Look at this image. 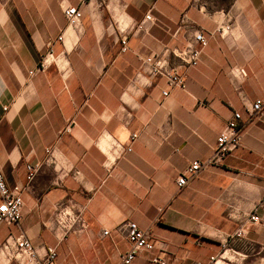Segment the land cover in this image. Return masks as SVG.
I'll use <instances>...</instances> for the list:
<instances>
[{
  "label": "crops",
  "instance_id": "1",
  "mask_svg": "<svg viewBox=\"0 0 264 264\" xmlns=\"http://www.w3.org/2000/svg\"><path fill=\"white\" fill-rule=\"evenodd\" d=\"M67 7L81 10L79 32L66 26ZM149 12L154 21L135 30ZM224 25L228 34L214 33ZM198 31L208 44L188 68L172 52ZM49 50L56 64L29 76ZM149 57L166 58L184 89L163 96L165 79L146 73ZM258 98L264 0H0V170L23 201L21 219L0 226V246L23 236L42 257L54 248L57 264H122L130 246L117 228L133 222L151 231L155 247L130 264H154V256L169 264H264V111L244 117L242 143L222 164L176 185L192 161L211 156L233 113L244 116ZM132 135L130 152L113 150ZM29 165L40 169L28 184ZM60 204L81 211L84 233H52ZM250 245L256 254L248 257ZM0 264L19 263L0 252Z\"/></svg>",
  "mask_w": 264,
  "mask_h": 264
},
{
  "label": "built area",
  "instance_id": "2",
  "mask_svg": "<svg viewBox=\"0 0 264 264\" xmlns=\"http://www.w3.org/2000/svg\"><path fill=\"white\" fill-rule=\"evenodd\" d=\"M64 18L68 28H72L75 32L80 31V22L82 18L81 10L77 7H67L63 11ZM151 12L145 15L144 19L137 24L135 30H145L146 23L153 22ZM230 31L228 25L221 26L215 30V34L219 36H225ZM124 32V30H121ZM64 31L58 36L57 41L62 42ZM126 35L120 39L121 49L120 52L127 51ZM207 38L198 31L193 37L192 43H189L181 51H173L172 54L187 64L188 68H194L199 60L202 51L207 46ZM195 46H198L197 48ZM57 57L53 52L49 50L45 54L40 56V60L35 70L28 72L29 76H32L35 72H44L51 64H56ZM144 64L150 65L149 72H146L151 77H163L166 82L167 90L162 92L163 96L168 95V89L179 88L184 89L185 81L184 76L180 75L174 68H168L166 58H146ZM234 76L244 77L245 72L242 69H234L231 71ZM244 116L240 112H234L232 118L226 123L223 130L216 137L215 145L212 154L205 160H194L185 169V171L176 179V185L179 190L186 187L189 182L204 172L206 169L212 166L222 164L231 153L237 149L243 139L242 123L244 117L246 119H253L258 114L264 111V98H258L249 104H245ZM6 112V108L2 109ZM136 135H132L129 138V145L124 148L120 144L114 142L112 144L113 150L121 154L123 152L131 151V144L135 141ZM39 165L27 166L26 180L29 184L34 180L38 171ZM23 201L20 192L17 190H10L5 181L3 174L0 170V226L11 225L18 222L21 219V210ZM257 217L251 216L249 221L256 222ZM88 229L85 223L81 211L74 208L71 204L57 205L52 213L50 221V230L52 233L60 239L65 238L70 234H81ZM117 230L124 234L127 242L129 243L128 253L122 257V264H130L131 261L142 251H152L155 245L151 241V231L140 229L133 222H123L117 228ZM246 231L243 224L236 232L235 237H242ZM102 236H107L108 231L103 230ZM246 252L253 251V246H247ZM0 252L7 256H10L17 260L19 264H57L56 252L54 248H47L45 255L42 257L38 253L37 249L32 243L23 236L8 238L1 246ZM213 262L215 257H210ZM154 264H169L168 260L164 257L154 256L151 258ZM193 264H203L201 262H195ZM212 264V263H211Z\"/></svg>",
  "mask_w": 264,
  "mask_h": 264
},
{
  "label": "rangeland",
  "instance_id": "3",
  "mask_svg": "<svg viewBox=\"0 0 264 264\" xmlns=\"http://www.w3.org/2000/svg\"><path fill=\"white\" fill-rule=\"evenodd\" d=\"M255 254H256V250L248 251V252L245 251V255H247L248 257L254 256Z\"/></svg>",
  "mask_w": 264,
  "mask_h": 264
}]
</instances>
